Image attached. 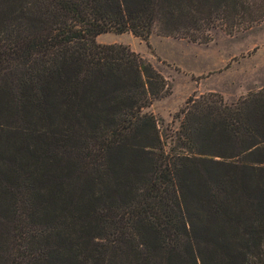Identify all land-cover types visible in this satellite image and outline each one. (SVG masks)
Returning a JSON list of instances; mask_svg holds the SVG:
<instances>
[{
    "label": "trees",
    "instance_id": "1",
    "mask_svg": "<svg viewBox=\"0 0 264 264\" xmlns=\"http://www.w3.org/2000/svg\"><path fill=\"white\" fill-rule=\"evenodd\" d=\"M263 22L264 0H0V264H264V90L162 131L167 81L96 42Z\"/></svg>",
    "mask_w": 264,
    "mask_h": 264
},
{
    "label": "rangeland",
    "instance_id": "2",
    "mask_svg": "<svg viewBox=\"0 0 264 264\" xmlns=\"http://www.w3.org/2000/svg\"><path fill=\"white\" fill-rule=\"evenodd\" d=\"M211 37L208 44H198L156 33L147 41L130 33H107L96 42L129 47L164 77L170 92L148 109L161 120L164 131L178 128L177 113L189 97L214 92L234 103L264 90V22L234 36L215 29Z\"/></svg>",
    "mask_w": 264,
    "mask_h": 264
}]
</instances>
